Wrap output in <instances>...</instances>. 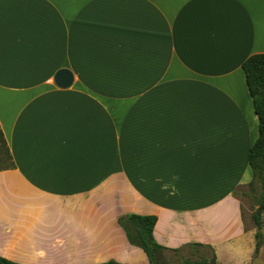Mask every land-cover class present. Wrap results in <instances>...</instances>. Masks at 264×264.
Here are the masks:
<instances>
[{"label":"crops","instance_id":"0c3cea01","mask_svg":"<svg viewBox=\"0 0 264 264\" xmlns=\"http://www.w3.org/2000/svg\"><path fill=\"white\" fill-rule=\"evenodd\" d=\"M259 54L264 0H0L13 162L0 171V258L148 264L117 225L135 214L157 218L163 248L251 264L255 232L233 194L252 180L258 120L241 66ZM262 235L264 264V220Z\"/></svg>","mask_w":264,"mask_h":264},{"label":"trees","instance_id":"16d2710c","mask_svg":"<svg viewBox=\"0 0 264 264\" xmlns=\"http://www.w3.org/2000/svg\"><path fill=\"white\" fill-rule=\"evenodd\" d=\"M245 75L247 89L252 100L253 111L258 120V136L247 156V162L252 172V180L247 185L250 191H254L256 183L260 187L257 210L252 216L255 225L254 258L259 254L263 242L262 216L264 214V54L253 55L247 58L242 66ZM13 168V162L0 130V171ZM236 193V192H235ZM235 193L233 194L235 196ZM157 222L155 216H139L135 214H123L117 217V225L124 232L127 243L140 249L148 264H167L164 258L165 252H179L169 250L158 245L153 238V229ZM193 245L192 247H196ZM0 264H16L0 258ZM103 264H118L112 260ZM182 264H206L204 262H185ZM212 264H215L213 257Z\"/></svg>","mask_w":264,"mask_h":264},{"label":"rangeland","instance_id":"374dc122","mask_svg":"<svg viewBox=\"0 0 264 264\" xmlns=\"http://www.w3.org/2000/svg\"><path fill=\"white\" fill-rule=\"evenodd\" d=\"M261 190L256 183L254 187V191H250L247 187L240 188L235 193V198L240 202V209L243 218V222L245 228L247 230L256 231L255 225L252 219L253 214L257 210L258 205V198ZM262 223L264 220V215L261 218ZM248 243L246 242V246ZM254 245L255 239H252V251H253V258H254ZM248 247V246H247ZM213 252L206 248H199V247H187L179 252H165L164 258L167 264H182L185 262H204L206 264H212L213 262ZM251 258V264H263L262 260H254ZM227 260V258L225 257ZM219 264H224L223 259L219 260Z\"/></svg>","mask_w":264,"mask_h":264},{"label":"water","instance_id":"95a60500","mask_svg":"<svg viewBox=\"0 0 264 264\" xmlns=\"http://www.w3.org/2000/svg\"><path fill=\"white\" fill-rule=\"evenodd\" d=\"M72 81V75L67 70H60L54 78V84L59 88H68Z\"/></svg>","mask_w":264,"mask_h":264}]
</instances>
